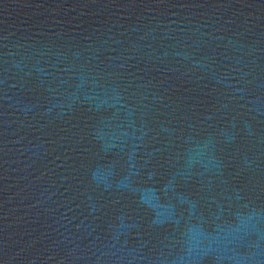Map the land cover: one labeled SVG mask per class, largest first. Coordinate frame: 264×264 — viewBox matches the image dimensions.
Returning a JSON list of instances; mask_svg holds the SVG:
<instances>
[{
	"label": "water",
	"instance_id": "water-1",
	"mask_svg": "<svg viewBox=\"0 0 264 264\" xmlns=\"http://www.w3.org/2000/svg\"><path fill=\"white\" fill-rule=\"evenodd\" d=\"M0 264H264V0H0Z\"/></svg>",
	"mask_w": 264,
	"mask_h": 264
}]
</instances>
